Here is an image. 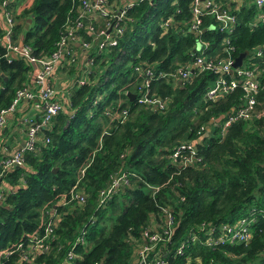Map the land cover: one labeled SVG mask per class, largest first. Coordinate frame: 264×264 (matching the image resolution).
Instances as JSON below:
<instances>
[{"label":"trees","instance_id":"16d2710c","mask_svg":"<svg viewBox=\"0 0 264 264\" xmlns=\"http://www.w3.org/2000/svg\"><path fill=\"white\" fill-rule=\"evenodd\" d=\"M21 2H8L12 41L30 46L36 57L50 54L76 17L79 0H32L17 11ZM189 2L140 0L129 6L116 44L91 49L89 66L65 67L86 80L71 86L62 108L40 131L37 146L24 153L23 164L3 170L8 154L0 152V186L5 185L0 251L19 241L25 245L28 232L43 230L40 223L49 209L59 215L47 239L50 250L28 259L14 250L0 254V264H134L142 231H163L165 210L172 216V231L156 247L168 264H264V19L255 21L251 0L236 11L233 54L263 47L258 112L232 121L222 133L231 107L242 102L240 87L210 98L205 92L213 72H195L184 83L159 76L190 59L197 35L188 29ZM107 19L92 20L94 30ZM77 33L92 39L83 27ZM221 34L211 28L201 37L212 42ZM2 36L0 24V56L7 52ZM149 66L151 91L162 106L137 100ZM30 71L21 55L0 61V110L28 83ZM127 91L135 96L130 99ZM184 140H192L196 149L186 163L171 155ZM123 171L127 181L100 204L99 190ZM73 187L85 195L83 201L70 199ZM241 217L250 220L247 241L213 246L202 241L209 226Z\"/></svg>","mask_w":264,"mask_h":264},{"label":"built area","instance_id":"2783aa9c","mask_svg":"<svg viewBox=\"0 0 264 264\" xmlns=\"http://www.w3.org/2000/svg\"><path fill=\"white\" fill-rule=\"evenodd\" d=\"M12 0H1L0 2V24L3 28L2 42L5 44L7 52L6 58L12 57L10 51L23 56L31 66L29 81L15 90V94L9 105L0 110V126L6 120V113L13 111L18 102L22 99H37V107L40 115L35 120H30L26 129V136L23 142L14 149L11 154L4 156L2 160V169L11 168L23 164V156L27 150H33L37 146L39 133L43 127L47 126L52 117L62 108V102L56 98L55 90L51 76L62 64H81L82 67L89 66L93 58L89 56L91 49H103L108 45L117 43L118 36L122 34L123 27L121 21L126 16V10L140 0H126L122 4H115L112 0H79L77 6V15L73 20L67 22L65 32L61 36L58 47L48 55L36 57L31 47L12 41L14 19L12 8H8V2ZM246 0H190L188 19V29L195 32L197 41L191 50L190 59L180 63L171 70L160 71L159 76H167L173 80H179L184 83L194 75L195 72L210 71L215 74V79L207 88L205 94L207 97L215 98L218 95L227 93L240 87L243 90V99L237 106H232L228 117L221 124V132L234 120L252 119L257 114L256 100L260 90L259 79V59L263 56V47L258 45L242 59L239 66L233 67L234 45L231 44V33L234 29L237 14L236 11ZM256 6L257 11L254 14L255 21L264 19V0H251ZM101 16H108L103 27L96 32L92 20ZM207 18V22H206ZM209 19V20H208ZM207 23V24H205ZM84 28L90 35L91 41L81 37L77 31ZM217 29L222 32L218 41L213 45L201 35L209 29ZM79 48V51L77 52ZM221 50V53H219ZM214 51V53L210 52ZM151 66L144 70L145 83L142 92L138 96V101L146 103H158L163 105V100L155 96L151 91L150 79L153 74ZM228 73L230 74L228 76ZM73 86L76 83H84L85 77L79 75L70 79ZM150 93V94H149ZM126 110H123L125 112ZM174 159L183 163L190 162L196 155V149L192 140L180 142L171 153ZM198 157V156H196ZM127 181L125 172H116L111 182L99 190V203L103 204L111 198L118 185ZM3 197V190H0V198ZM77 198L79 201L85 199V195L73 187L70 190V199ZM166 211L165 227L163 231L146 228L142 231L143 241L141 247L136 251L134 264H168L167 260L160 254V249L156 247L159 241H165L172 231V216ZM59 219V215L54 209L48 210L46 221L41 220L40 226L43 230H33L28 232V242L24 245L19 241L12 246L6 247L0 251L1 255H8L12 251H19L24 259L32 257L41 251L50 250V244L47 239L50 238L52 230ZM249 218L241 217L233 222H225L218 227L209 226L204 230V239L208 245L230 241L241 242L250 238ZM202 228L204 225L202 224ZM196 235H193L195 238ZM83 236L80 237V240ZM184 244H181L177 252L183 251ZM73 253L68 252V257Z\"/></svg>","mask_w":264,"mask_h":264},{"label":"crops","instance_id":"0c3cea01","mask_svg":"<svg viewBox=\"0 0 264 264\" xmlns=\"http://www.w3.org/2000/svg\"><path fill=\"white\" fill-rule=\"evenodd\" d=\"M32 0H22L17 6V11L23 7L28 6ZM115 4H122L126 0H112ZM79 51V48L77 52ZM81 65V64H76ZM66 66L69 64H62L57 71L51 76L52 84L57 91L56 98L61 102L66 101L71 90L70 80L73 77L72 73H68ZM81 75L84 76L82 73ZM67 93V96L65 94ZM37 99H22L18 102L16 108L13 111L6 113V120L2 126H0V152L4 154H11L15 148H17L24 140L26 136V129L30 120H35L40 115V110L37 107ZM5 187V185H1ZM3 189V188H2ZM142 242L138 244L137 250L141 247ZM136 250V251H137ZM136 256V252H135Z\"/></svg>","mask_w":264,"mask_h":264},{"label":"water","instance_id":"95a60500","mask_svg":"<svg viewBox=\"0 0 264 264\" xmlns=\"http://www.w3.org/2000/svg\"><path fill=\"white\" fill-rule=\"evenodd\" d=\"M30 20H31L30 17L27 18V22L25 23V28L28 27V24H29ZM247 52H248L247 50H244V51H242V52H240L239 54L236 55V57L234 58L233 67L239 66L242 63V59L247 54ZM10 55L13 56V57L17 56L16 52H14V51H10ZM5 58H6V55L3 54L2 56H0V61L2 59H5ZM127 93L129 94L130 99H132L135 96V93H133V92L127 91ZM212 120L213 119H211L210 122H212Z\"/></svg>","mask_w":264,"mask_h":264},{"label":"rangeland","instance_id":"374dc122","mask_svg":"<svg viewBox=\"0 0 264 264\" xmlns=\"http://www.w3.org/2000/svg\"><path fill=\"white\" fill-rule=\"evenodd\" d=\"M72 76H73V72H72ZM65 96H67V93L65 94ZM2 189V187L0 186V190ZM112 222V219H110L109 221H107V224L109 225V223Z\"/></svg>","mask_w":264,"mask_h":264}]
</instances>
